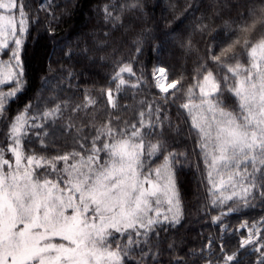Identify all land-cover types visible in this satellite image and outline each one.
<instances>
[{"label": "snow or ice", "instance_id": "obj_1", "mask_svg": "<svg viewBox=\"0 0 264 264\" xmlns=\"http://www.w3.org/2000/svg\"><path fill=\"white\" fill-rule=\"evenodd\" d=\"M233 7L243 11L230 42L219 53L210 47L197 60L186 89L183 77L163 83L164 67L153 70L149 83L143 73L136 75L131 61H121L100 89L106 97L103 119L88 93L83 104L53 96L51 107L41 110L37 104L33 113L29 105L8 117L6 105L24 85V37L40 11L51 14V4L42 0L33 13L26 0H0V122L6 121L0 141V264H159L154 241L181 216L175 166L184 154H165L162 134L178 93L184 97L179 108L198 137L209 206L220 210L213 223L222 224L236 206L264 199V0H242ZM143 8V0H123L102 11L115 26L123 15L142 14ZM206 28L199 26L201 32ZM141 43L134 41L137 53ZM182 47L191 52L192 41ZM42 87L51 86L45 81ZM147 89L158 91L151 101L139 100V108L118 102L130 90ZM130 110L132 116L125 118ZM57 133L70 137L64 147L71 150L56 147ZM241 227L249 234L239 249L251 246L257 254L252 264H264V232L256 224ZM213 244L209 238L199 253L206 264H241L239 249L229 254L221 244L216 257ZM174 264L187 262L176 256Z\"/></svg>", "mask_w": 264, "mask_h": 264}, {"label": "trees", "instance_id": "obj_2", "mask_svg": "<svg viewBox=\"0 0 264 264\" xmlns=\"http://www.w3.org/2000/svg\"><path fill=\"white\" fill-rule=\"evenodd\" d=\"M26 2L30 5L29 10L35 13L42 0ZM43 2L51 4V14L40 11L39 21L31 24L24 37L21 50L24 85L21 92L7 103L8 117L24 112L29 105H32L33 113L37 111V104H40L41 110L46 106L51 107L48 100L53 96L59 98L58 102L83 104L85 93H88L97 99V115L103 119L101 113L106 97L101 98L100 89L108 86L121 61H131L136 75L143 73L149 83L153 70L158 66L164 67L170 81L183 77L182 83L186 89L192 83L197 60H203L210 47L219 53L230 42L229 35L236 27L238 14L243 11V8L233 7L241 4L242 0H143L142 14H125L120 23L114 26L105 20L102 9L105 5L123 3V0ZM200 25H207L205 31L199 30ZM167 38L171 39L170 43L166 41ZM231 38L235 39L234 36ZM136 39L142 41V51L139 53L134 47ZM189 39L192 41L191 52L182 47ZM68 52H71V56L66 55ZM45 81L50 88L42 87ZM156 91L147 89L137 93L130 90L120 95L118 102L129 109L139 108V100L151 101ZM178 95L180 99L168 108L170 123H165L162 134L166 143L165 154L168 151L184 154L180 157L181 164L175 166L180 196V223L161 231L154 243L161 253L159 264H174L176 256L183 257L187 264H206L205 260L200 259L199 253L208 239L214 241L212 251L216 257L221 255L220 242H223L227 253L237 252L245 234L243 231L238 232V227L244 221L260 217L264 211V199L257 197L250 201V206H236V211L227 214L222 224L213 223V218L220 214V210L209 206L198 137L190 126V118L179 108L184 97ZM226 103L232 106L231 99L226 100ZM78 115L83 117L84 113ZM122 115L129 118L132 111ZM5 123L0 122V141L6 131ZM60 123L66 124L67 119ZM76 123L80 124V120ZM85 131L90 132L91 129L86 128ZM57 136L56 147L61 151L71 150L70 147H64L66 141L71 143L70 137L59 133ZM29 139L34 141L35 137ZM27 147L39 145L28 144ZM160 162L156 159L157 164ZM225 226L227 230L222 231ZM170 244L174 246L173 249H169ZM239 252L241 264H252L256 259L257 254L251 253V246L239 249ZM136 259L139 257L134 255L133 260Z\"/></svg>", "mask_w": 264, "mask_h": 264}, {"label": "rangeland", "instance_id": "obj_3", "mask_svg": "<svg viewBox=\"0 0 264 264\" xmlns=\"http://www.w3.org/2000/svg\"><path fill=\"white\" fill-rule=\"evenodd\" d=\"M166 41H167L168 43H170V42H171V39L167 38ZM166 75H167V72H166ZM162 82L165 83V84H167L168 82H170V80L168 79V75H167V80L162 81ZM161 95H163V94H161ZM250 205H251V204H250ZM261 221H264V211H263V213L260 215V217H258L257 219H254V220H252V221H244V222L238 227V229H239L242 225H245V224H247L248 226H252V225L256 224L257 227L260 229V231L264 232V224L259 223V222H261ZM243 232L245 233L243 238L247 237L248 234H249V228L247 227L246 230H244Z\"/></svg>", "mask_w": 264, "mask_h": 264}, {"label": "built area", "instance_id": "obj_4", "mask_svg": "<svg viewBox=\"0 0 264 264\" xmlns=\"http://www.w3.org/2000/svg\"><path fill=\"white\" fill-rule=\"evenodd\" d=\"M245 228H247V227H245ZM239 229H241V228H239Z\"/></svg>", "mask_w": 264, "mask_h": 264}]
</instances>
